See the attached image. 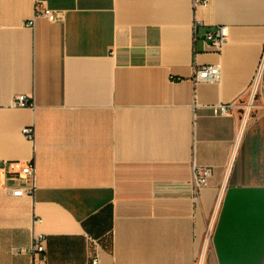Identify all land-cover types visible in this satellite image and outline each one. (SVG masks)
<instances>
[{
    "label": "crops",
    "instance_id": "crops-1",
    "mask_svg": "<svg viewBox=\"0 0 264 264\" xmlns=\"http://www.w3.org/2000/svg\"><path fill=\"white\" fill-rule=\"evenodd\" d=\"M263 49L264 0H0V264H193L217 198L203 264H264V81L243 126L212 108L246 97ZM31 159L35 194L13 195L3 163Z\"/></svg>",
    "mask_w": 264,
    "mask_h": 264
},
{
    "label": "built area",
    "instance_id": "built-area-1",
    "mask_svg": "<svg viewBox=\"0 0 264 264\" xmlns=\"http://www.w3.org/2000/svg\"><path fill=\"white\" fill-rule=\"evenodd\" d=\"M210 0H195V5L197 4H208ZM44 15L51 20H55L58 14L55 10L47 7H37L36 16ZM29 24L33 25L34 20H29ZM200 21H195L194 27L195 32L198 29ZM228 26L219 25L215 28L209 29L206 32V39L210 40L216 48H221L223 43L228 37ZM197 36L195 35V38ZM221 77V66L219 64H205L195 67L194 80H206L210 82L218 81ZM264 81V49L260 59V62L256 68L254 76L249 84V87L244 92L246 98H242V95L238 100L232 102H220L218 104L212 105L213 111L217 114H227L229 112L235 113V110L240 109V116L242 120V126L249 120L252 115V109L255 106V100L260 93V89ZM243 93V95H244ZM14 104L16 106H33L34 101L32 96L27 94H18L15 96ZM23 133L31 140H35L36 131L34 126H25L22 129ZM5 177L7 180H12V183L8 184V188L11 190L13 195L23 196L30 195L33 196L37 189V166L35 159H31L23 164H19L16 161H5L3 163ZM194 181H195V191L196 196L200 192V189L207 185L209 182V177L211 176V169L209 167L195 164L193 168ZM41 218H38L40 221ZM213 235V228L210 229V223L208 224L205 240L203 247L201 248L197 258L193 264H203V255L207 251L210 245ZM46 234L39 232L34 236V241L29 252L33 255L43 254L46 250ZM207 242V245H206ZM33 264H45L42 261L36 260ZM93 264H99L98 258L93 259Z\"/></svg>",
    "mask_w": 264,
    "mask_h": 264
},
{
    "label": "rangeland",
    "instance_id": "rangeland-1",
    "mask_svg": "<svg viewBox=\"0 0 264 264\" xmlns=\"http://www.w3.org/2000/svg\"><path fill=\"white\" fill-rule=\"evenodd\" d=\"M245 98H246V97H245ZM217 203H218V198H217V201H216V203H215L214 209H213V211H212V213H211V216H210V218H209V222H208V224L211 222V219H212L213 214H214V212H215V209H216ZM219 207H220V204H219ZM218 211H219V208H218V210H217V214H218ZM217 214H216V217H215V220H214V223H213V228H214V224H215V221H216V218H217ZM209 248H210V247H209ZM209 248H208V249H209Z\"/></svg>",
    "mask_w": 264,
    "mask_h": 264
},
{
    "label": "bare ground",
    "instance_id": "bare-ground-1",
    "mask_svg": "<svg viewBox=\"0 0 264 264\" xmlns=\"http://www.w3.org/2000/svg\"><path fill=\"white\" fill-rule=\"evenodd\" d=\"M221 193H222V191H221ZM210 229H212V223L210 222ZM206 244H207V242H206Z\"/></svg>",
    "mask_w": 264,
    "mask_h": 264
}]
</instances>
